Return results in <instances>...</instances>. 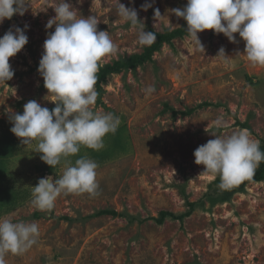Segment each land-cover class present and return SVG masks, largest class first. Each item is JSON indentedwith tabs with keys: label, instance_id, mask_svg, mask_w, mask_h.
<instances>
[{
	"label": "rangeland",
	"instance_id": "obj_1",
	"mask_svg": "<svg viewBox=\"0 0 264 264\" xmlns=\"http://www.w3.org/2000/svg\"><path fill=\"white\" fill-rule=\"evenodd\" d=\"M61 2L25 0L23 16L0 24V37L28 25V43L9 60L14 76L0 83V154L8 155L0 179V194L8 191L0 197V218L39 225L37 243L7 254L6 264H264V181L242 191L237 184L222 190L219 176L202 174L193 155L212 135L247 130L259 145L264 141V67L242 55L245 42L238 34L233 43L207 30L198 34L203 52L186 35L164 45L151 62L113 74L100 90L95 86L93 111L119 117L117 130L103 137L101 148L81 146L48 169L36 152L37 141L22 145L12 134L9 116L22 114L30 100L50 110L55 106L37 69L47 34L55 30V25L46 29L47 21ZM65 2L78 18L95 16L98 30L108 31L116 45L117 52L102 58L100 67L149 47L138 45V30L118 15L117 0ZM145 2L120 0L137 11L147 32L184 26L170 10L185 7L187 0H147L152 4L147 11L141 9ZM157 8L161 17L155 19ZM221 48L229 60L216 57ZM149 86L156 89L151 95L145 92ZM218 118L222 127L215 124ZM81 157L98 165V195L62 194L51 210L35 209L31 193L39 179L59 178ZM106 210L119 216L101 214ZM162 211L174 217L159 225L153 219Z\"/></svg>",
	"mask_w": 264,
	"mask_h": 264
},
{
	"label": "clouds",
	"instance_id": "obj_2",
	"mask_svg": "<svg viewBox=\"0 0 264 264\" xmlns=\"http://www.w3.org/2000/svg\"><path fill=\"white\" fill-rule=\"evenodd\" d=\"M118 15L138 30L137 43L141 47L151 46L157 39L154 32L145 31L144 23L138 19L134 8L125 7L117 0ZM25 0H0V24L14 15L23 16L27 11ZM152 7L147 0L141 9ZM55 16L46 24V29L55 30L47 34L38 73L44 88L55 104L53 109L42 107L36 100L28 101L23 113H10V131L22 145L37 141L36 152L46 165L54 168L62 158L79 153L80 147L99 149L108 133H114L119 117L112 113L94 112L98 92L97 73L102 58L113 55L117 47L108 31L98 30L95 16L77 17L71 4L59 3L53 8ZM186 21V32L197 50L205 51L198 34L207 30L223 34L229 42H236V35L245 42L246 60L254 67H264V0H187L183 8L170 10ZM161 17L155 9L154 18ZM24 28L16 26L0 37V83L12 80L14 71L9 63L28 43ZM216 57L225 61L230 58L221 48ZM154 86L145 89L151 95ZM47 96V97H48ZM222 118L215 121L223 126ZM214 138L198 146L193 155L196 165L203 166L202 174L219 176L218 187L227 190L250 178L258 165L264 161V152L259 141L250 138L247 130L234 132L230 136L212 135ZM95 161L81 157L75 164L65 167L59 178L47 176L32 187L31 205L39 211L51 210L62 194L98 195ZM39 225L36 222H12L0 218V264H6L7 254H21L37 243Z\"/></svg>",
	"mask_w": 264,
	"mask_h": 264
},
{
	"label": "trees",
	"instance_id": "obj_3",
	"mask_svg": "<svg viewBox=\"0 0 264 264\" xmlns=\"http://www.w3.org/2000/svg\"><path fill=\"white\" fill-rule=\"evenodd\" d=\"M187 29V24L185 22L184 26L170 31L167 30L162 34H158L155 33L157 36L156 41L149 47L145 48L144 52L142 54H137V55H133L129 58L126 59H119L118 61H115L113 63H109L106 64L102 67L99 68V71L97 73V84L96 87L98 88V90L101 89L102 84L106 83L107 79L112 76L113 74H119L123 71H128V70H135L140 66H143L144 64H146L147 62H151L153 60V57L155 55V53L161 51V49L163 48L164 45H169V46H173V41L176 39H182L184 38L187 34L186 32ZM209 106L208 104H205L202 107H206ZM55 107V106H54ZM53 107V108H54ZM52 108V109H53ZM192 110L188 111L186 113V115L192 114ZM260 150L262 152H264V141L260 144ZM8 155L6 154H0V157L2 159H0V179H4V173H3V166L5 164L4 159L7 157ZM48 169H52L50 166L47 167ZM264 181V161H262L258 167L255 169L254 174L250 177V178H246L244 180H242L240 183H238V187H237V191H242L244 190V188L246 187L247 184L249 183H256V182H263ZM8 191H5L1 194H6ZM0 194V197H1ZM10 200L12 199V193H10ZM21 196V195H20ZM13 200V199H12ZM1 203H4L3 200H1ZM101 214H106V215H114V217H118L119 214H117L115 211H103L101 212ZM35 217H39V214L36 213ZM170 217H174V215L170 212L167 211H162L160 213V217L157 219H153L156 223H158L159 225L164 224L165 220L167 218Z\"/></svg>",
	"mask_w": 264,
	"mask_h": 264
}]
</instances>
